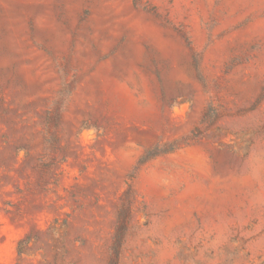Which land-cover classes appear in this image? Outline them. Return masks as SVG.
<instances>
[{"label":"rangeland","instance_id":"rangeland-1","mask_svg":"<svg viewBox=\"0 0 264 264\" xmlns=\"http://www.w3.org/2000/svg\"><path fill=\"white\" fill-rule=\"evenodd\" d=\"M122 207L119 264H264V0H0V264Z\"/></svg>","mask_w":264,"mask_h":264},{"label":"trees","instance_id":"trees-1","mask_svg":"<svg viewBox=\"0 0 264 264\" xmlns=\"http://www.w3.org/2000/svg\"><path fill=\"white\" fill-rule=\"evenodd\" d=\"M158 155L159 152H157L156 148L145 151L144 155L139 159L136 169L145 164L149 159L157 157ZM129 215L128 207H122L120 209L115 225L112 243L109 249L108 264H119L121 251L127 234Z\"/></svg>","mask_w":264,"mask_h":264}]
</instances>
